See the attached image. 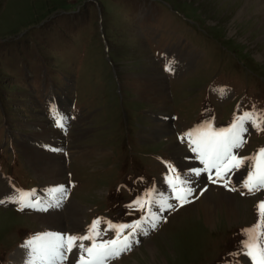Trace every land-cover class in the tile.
I'll list each match as a JSON object with an SVG mask.
<instances>
[{"label": "rangeland", "instance_id": "obj_1", "mask_svg": "<svg viewBox=\"0 0 264 264\" xmlns=\"http://www.w3.org/2000/svg\"><path fill=\"white\" fill-rule=\"evenodd\" d=\"M151 71H159L170 93L163 105L143 103L128 84L125 87L133 76ZM63 87L71 89L72 99H77V88L76 105L81 110V121L70 130L68 141L61 140L63 147L57 152L66 157V198L82 206L86 234H92L93 222L100 221L102 236L96 237L97 243L116 238V227L109 228V223L128 226L121 231L123 240L150 213L153 199L146 203L145 199L156 183L166 191L180 189L173 185L180 180L173 145L186 127L193 131L186 128L183 141H178L194 162L201 157L192 150L197 146L192 141L200 143V133L206 131L197 122L207 117L218 126L247 111H259L262 129L249 133L239 154L250 155L264 142V0H0V169L20 192H33L46 183L30 171L22 146L37 145L38 135L46 134L39 136L40 146L56 155L51 135L60 140L62 132L51 128L44 97L53 92L51 96L66 103L68 96L60 92ZM165 107L175 118L167 115L177 123L175 130L146 141L144 135L157 124L155 113ZM158 114L160 121L165 120L164 114ZM80 145L88 146L89 152L80 149L76 155ZM103 148L107 156L99 157L96 151ZM70 151L75 156L72 161ZM82 153L84 162L76 158ZM255 154L243 159V171L252 169L249 158ZM213 194L218 201L220 191ZM237 194L238 210L247 213L243 221L236 222L235 215L218 208L217 220L207 225L196 195L192 204L162 212L157 226L163 223L155 232L139 233L131 248L108 262L251 264L250 257L236 253L242 252V242L248 238L243 226L254 221L263 193L256 197L239 190ZM61 197L59 202L64 201ZM51 200L57 199L45 198L32 210H21L19 204L0 198V264H23L14 260L15 253L20 247L26 251L28 241L47 227L31 215ZM136 201L144 207H137ZM54 207L50 209H67L64 204ZM258 219V225H264L259 211ZM64 220L71 233L67 213ZM260 239L264 241V235ZM148 243L154 244L156 253ZM235 257L239 260L233 262Z\"/></svg>", "mask_w": 264, "mask_h": 264}, {"label": "bare ground", "instance_id": "obj_2", "mask_svg": "<svg viewBox=\"0 0 264 264\" xmlns=\"http://www.w3.org/2000/svg\"><path fill=\"white\" fill-rule=\"evenodd\" d=\"M166 60L168 61V57ZM166 66L169 67L170 66L169 63L166 64ZM164 80H166V79H164ZM125 81H128V80H125ZM127 84L130 88L133 89L134 92L133 91L132 92L134 93V95L139 100H141L143 103H144V101H148V102H151L152 104L163 105L169 99L170 93L166 91V85L162 81L159 71H156V73H155V71H151V74H149V75L133 76L132 80L125 82V87ZM247 87L249 88L250 85H247ZM60 90H62V89H60ZM52 94H53V92H51L50 95L45 94L44 100L46 103L48 102V100L50 98H52V96H51ZM78 94L80 96L79 92H78ZM40 100H41V98H40ZM73 102L77 103V99L74 98ZM77 107H78V105H77ZM169 110H170L169 107L167 109L165 107L164 110H161V111H158L157 113H155V120H156L157 124L150 126L149 132H148L149 134L146 133V135H144L146 138H148L146 141H155L156 140V138L154 139L155 136L162 134V133H167V132L169 135L173 130H175V125L177 126V123L175 124V121L173 123H171V120H169V118L167 116V115H169L167 112ZM149 111H151V110H149ZM76 113H77L76 120L81 121V119H80L81 110L78 109V111ZM158 113L164 114L163 118H165V120L160 121L161 119H159ZM46 114L49 116L48 112H46ZM83 118H85V116H83ZM49 119H50V116H49ZM50 126H51V128H54L53 129L54 132H56V131H57L56 133L61 132V130L59 128H57L56 126H54V125H50ZM51 131L52 130H50V129L47 130V133H48L47 138H49V139H51L50 138ZM68 133L69 134L67 137H64L63 134H60V140H58V138L56 140L54 134L51 135V137L54 141L53 153L56 155L48 154L40 146V140L43 139L41 137H45L46 134H43V136H41L42 134L38 135L39 141H38L37 145H33L31 143H28V142L25 146L23 145L22 147L25 149V153H24L25 154V160L27 161V163L29 164V166L32 169L30 171H33L37 177H39L41 179H45L46 183L40 184V186L36 190H34L33 192H20L8 180L9 178L7 176L3 175V172L0 169V171H1L0 172V198H2L4 200H8V201H13L14 199L19 198L20 193H29V194H32L29 196V200H31L32 202L39 201L42 203L45 200V198L49 201L50 199H53L54 197L58 200L61 196H63V193L57 191V189H59V188H63L64 190L66 189L65 187L67 184V180L63 177L64 176L63 170H64V166H65L64 160H66V157H65V154H63L64 157H62L57 152L59 150V147H61V148L63 147L61 140L62 139L64 141L69 140L71 131L69 130ZM39 136H41V137H39ZM36 138H37V136L34 135V139H36ZM19 142L24 143L23 141H19ZM246 144H247V142H246ZM77 147H78V150L76 152H80V149L84 150V152H87V153L89 152L88 146H82L81 147V145H80ZM173 147H176L175 148L176 154L174 156V161L177 160V162H178V168L180 170L179 178L181 180V185H182V187H186L185 194L187 196H190L191 191H193L194 193L195 192L198 193V192H201L202 190L205 189V192H203V194H201L199 196V199H197L200 201V207L203 209V212H204V219L203 220L205 221V223L207 225L215 223V219L218 217V216H216V211L218 210V208H220L219 210L221 212L226 211L229 214L235 215L237 217L236 222H238L239 220L243 221V219L246 218L247 213H245V211L242 210L241 212H243V214H241L240 211L238 210L237 201L240 200V198H239L240 196H238V194L236 195L235 193L228 191L226 186H223V187L221 185L217 186L215 184H211L209 180L205 179V175L208 173L206 170L202 171V167L200 164L207 166L210 169H216L215 167H211L213 160L209 165H205L204 162L197 163L198 161L197 162L192 161L191 158H193V155L190 153V151L183 144H180L178 141H176L174 143ZM244 147H243V149H244ZM107 152H108L107 149L103 148L99 151H96V154L99 157H102V156H105L107 154ZM195 152H196V154H199V157H200V153L198 151H195ZM82 155L85 156V154L82 153V154H80L79 159H82V157H83ZM69 156H70V160L72 161L74 159L72 151L69 152ZM186 159H188V160L186 161ZM82 162H84L83 159H82ZM188 167H190V168H188ZM185 168H187V169H185ZM189 169H190V172H189ZM192 176H193V179H192ZM239 176H242V173H240ZM173 185L176 186L175 184H173ZM160 187H162V189H160L161 191H159V194L153 196L150 213L140 222V224H139L140 227H137L136 230L132 231L128 235L132 238L133 242L135 240H137L139 233L146 232L147 230H149L148 233H151V228L156 223L150 219V215L152 213H155V212H156V215H159L160 211L164 212L167 210L165 208V205L172 203L171 196H170V190L166 191V188L164 187L163 184H161ZM204 187H206V188H204ZM216 189L218 191H220L218 201L216 198H214L215 196L213 194V192ZM8 193L11 194V196H8ZM182 198H185V197H182V195H177V199H182ZM155 199H156V202H155ZM57 200L56 201L51 200L49 206L46 207V210L36 211L35 213H33V215H31V218L33 220H36L37 222H40L41 224H44L47 226L46 230L39 237H44L45 234H60V235H65V236L74 235L77 237L89 235V234H86V230H83V226H82L83 225L82 224V222H83V216H82L83 208H82V206H80L79 203L75 202L73 200V198L72 199L71 198L66 199L64 197V201H65L64 208L67 207L66 211H57V210L47 209L48 207H50L51 204L56 205ZM193 202L194 201L192 200L191 204ZM224 202L226 204H224ZM6 204H8V203H6ZM125 204H127V203H125ZM177 205L178 204L175 203V205L172 204L171 206L175 207ZM172 207H170V210L174 209ZM26 208H28L29 210H32L31 209L32 207H26ZM146 208L149 209L148 205ZM182 208H184V207H182ZM182 208H180V209H182ZM245 208L247 209V204L245 205ZM59 210H61V209H59ZM65 213H67V216L70 218L71 224L73 226V229H72L73 231L70 234H67V230L65 227V220H64V214ZM248 214H249L248 218L252 219L251 213H248ZM250 225H251V223L245 224V227H248ZM246 230H248V229H246ZM157 233H160V231L159 232L157 231ZM152 235H155V234L153 233ZM37 238L34 240H37ZM121 241H123V240H121ZM40 242L41 241H37V243H40ZM79 242L80 241H78V243ZM82 243L85 245V247H88V246H91L92 241L84 240V241H82ZM152 245H153V253L152 254H154V252L156 253V251H154V244L148 243L147 247L150 249ZM24 248L26 249V251H24L23 248H21V247L19 248V250L15 253L14 260L23 262V264H29V261L32 259V252H31V249L29 250L28 247L25 246ZM81 255H83L84 258L90 259L87 256V253H84L82 249L77 250L74 247L72 252L68 253V258H67V260H64L66 262L63 264H77L78 257ZM24 257H28V261H26V259L24 260ZM147 261H148V259H147ZM12 264H14V261H12ZM38 264H39V262H38ZM107 264H110V262H108ZM116 264H121V263H116Z\"/></svg>", "mask_w": 264, "mask_h": 264}, {"label": "snow or ice", "instance_id": "obj_3", "mask_svg": "<svg viewBox=\"0 0 264 264\" xmlns=\"http://www.w3.org/2000/svg\"><path fill=\"white\" fill-rule=\"evenodd\" d=\"M54 117L57 119L58 126L64 127L63 120L66 118L58 112H54ZM245 121L252 122L254 127H260L255 122L256 117L252 113L246 112L243 116L237 117L236 121L227 130L212 132L211 125L209 124L208 130L200 133L202 137L201 142L198 143L196 140L192 141L193 144L197 145L192 150L200 153L201 160L205 164H208V159H205V157L213 160L211 167L216 168L218 176L220 173V164L235 160L233 167L239 168L243 163V160L236 159L232 154V149L239 148L244 143L242 133L246 131L243 127ZM186 135L190 137L192 134L187 133ZM250 159L254 163L255 171L247 176L244 187L249 192H256L264 189V166L261 165V161L264 160V149L259 150L258 154ZM57 191L64 193L65 190L59 188ZM30 195L32 194L20 193L19 198L14 199L12 202L19 204L21 210L25 207H36L39 201L32 202L29 200ZM59 199H63V197ZM59 199L56 205L51 206H58ZM2 202L0 201V203ZM135 205L140 208L144 207V204L140 201H136ZM167 207L172 206L167 205ZM42 210H46V208ZM258 211L260 217L264 220V202L258 205ZM99 223V220L93 222L89 230L92 234L89 235L77 237L74 235L45 234L44 237H38L37 240L28 241L26 247H29L32 252V259L29 261V264H38V262L39 264H63V261L68 258V253L72 252L74 247L77 250L82 249L90 258L86 260L81 255L78 257L77 264H107L108 261L119 258L124 251L130 248L126 237L123 241L120 240L122 229L128 226L121 225L117 227L109 223V228L116 227V238L107 241L101 239L97 243L96 237L102 236V233L98 230ZM136 227H140V225L137 224ZM259 228L260 225H257L252 229L245 230L248 238L242 242V252H237L236 255L243 254L255 261V264H264V241L260 239L264 233L260 232L258 230ZM84 240L92 241L91 246L85 247L82 243ZM37 241L41 242L37 243ZM78 241L80 242L78 243Z\"/></svg>", "mask_w": 264, "mask_h": 264}]
</instances>
